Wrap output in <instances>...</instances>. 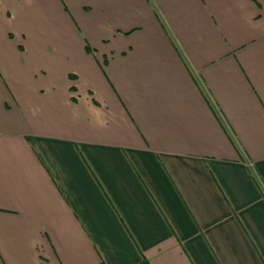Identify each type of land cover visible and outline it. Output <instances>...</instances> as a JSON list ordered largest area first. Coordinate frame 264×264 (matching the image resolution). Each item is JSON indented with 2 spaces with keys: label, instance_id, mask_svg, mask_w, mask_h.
I'll list each match as a JSON object with an SVG mask.
<instances>
[{
  "label": "crops",
  "instance_id": "crops-1",
  "mask_svg": "<svg viewBox=\"0 0 264 264\" xmlns=\"http://www.w3.org/2000/svg\"><path fill=\"white\" fill-rule=\"evenodd\" d=\"M0 264H264V0H0Z\"/></svg>",
  "mask_w": 264,
  "mask_h": 264
}]
</instances>
